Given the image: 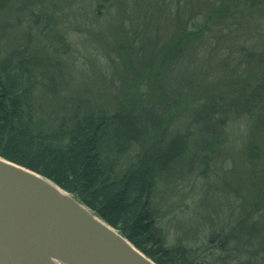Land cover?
<instances>
[{
    "label": "trees",
    "instance_id": "obj_1",
    "mask_svg": "<svg viewBox=\"0 0 264 264\" xmlns=\"http://www.w3.org/2000/svg\"><path fill=\"white\" fill-rule=\"evenodd\" d=\"M68 1L58 0L56 5ZM252 1L250 8L242 0H151L145 6L139 0L89 1L92 15L84 16L86 24L91 17L95 23L109 21L112 27L123 24L121 35L129 37L130 49L120 54L119 68H123L120 58L129 64L135 61L129 76L146 83L153 102L142 104L135 93L130 94L134 89L127 87L123 101L130 111L107 113L82 103V113V105L75 107L67 119L49 129L31 120L32 73L21 54H11L0 59V157L77 198L155 264H190L188 249L165 246L152 195L158 182L182 162L189 163L196 153H216V144L224 141L225 129L238 116L250 117L257 128H264V36L255 24L256 11L264 12V0ZM242 29L245 32L235 48L241 57L235 55L236 68L228 70L240 75L216 78L199 91L176 95V102L165 101L164 83L174 81L173 64L197 57L207 35L226 41ZM249 38L259 41L239 51ZM229 94L233 98L227 99ZM169 105L177 114L189 112L183 127L173 134L163 126L171 118ZM164 135L169 136L166 142ZM258 154L253 145L250 158L258 162Z\"/></svg>",
    "mask_w": 264,
    "mask_h": 264
},
{
    "label": "rangeland",
    "instance_id": "obj_2",
    "mask_svg": "<svg viewBox=\"0 0 264 264\" xmlns=\"http://www.w3.org/2000/svg\"><path fill=\"white\" fill-rule=\"evenodd\" d=\"M56 1L0 0V59L21 54L27 62L32 73L31 120L52 129L82 103L107 113L130 111L123 101L127 87L135 90L130 94L135 93L142 104L152 103L146 83L129 76L135 61L129 64L120 58L123 68H119L120 54L130 49L129 37L121 35L123 24L112 27L109 21L95 23L93 17L86 24L84 16L90 12L91 0H69L61 5ZM139 1L145 6L151 0ZM252 2L242 0V5L250 8ZM257 13L255 24L264 36V12ZM243 31L229 35L226 41L207 35L197 57L173 64L170 74L174 81L164 83L165 101L176 102V95L199 91L216 78L240 75L228 70L236 68L232 65L235 55L241 57L235 48ZM226 35L223 31L222 36ZM254 39L249 38L239 51L259 41ZM249 69H253L252 63ZM230 96L233 98L229 94L227 99ZM187 113L188 109L177 114L174 105H169L171 118L163 124L169 134L183 127ZM164 137L166 142L169 136ZM253 145L258 162L249 156ZM216 149L214 154L196 153L189 163L182 162L158 182L151 200L156 225L165 246L191 252L190 264H264V128H257L250 117L238 116L225 129V139H220Z\"/></svg>",
    "mask_w": 264,
    "mask_h": 264
},
{
    "label": "water",
    "instance_id": "obj_3",
    "mask_svg": "<svg viewBox=\"0 0 264 264\" xmlns=\"http://www.w3.org/2000/svg\"><path fill=\"white\" fill-rule=\"evenodd\" d=\"M0 264H155L46 178L0 157Z\"/></svg>",
    "mask_w": 264,
    "mask_h": 264
}]
</instances>
